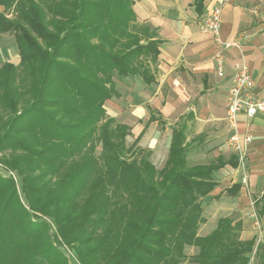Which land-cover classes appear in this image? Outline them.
Here are the masks:
<instances>
[{
    "label": "trees",
    "instance_id": "trees-1",
    "mask_svg": "<svg viewBox=\"0 0 264 264\" xmlns=\"http://www.w3.org/2000/svg\"><path fill=\"white\" fill-rule=\"evenodd\" d=\"M203 2L193 0L197 13ZM132 5L0 0V34L14 37L19 54L17 64L0 66V161L21 185L0 174V264H69L52 225L78 264H180L186 246L197 248L194 264H251L252 254L253 264H264V192L254 202L258 242L241 240V222L229 216L197 234L201 200L217 186L215 172L237 166L236 156L190 165L180 127L156 169L137 146L142 131L126 146L131 128L106 114L104 102L121 96L115 77L155 83L160 40L136 23ZM239 189L235 182L227 193Z\"/></svg>",
    "mask_w": 264,
    "mask_h": 264
},
{
    "label": "crops",
    "instance_id": "crops-1",
    "mask_svg": "<svg viewBox=\"0 0 264 264\" xmlns=\"http://www.w3.org/2000/svg\"><path fill=\"white\" fill-rule=\"evenodd\" d=\"M132 1L136 22L149 25L156 32L154 38L160 40L154 71L155 83L145 85L141 81L145 87L142 93L146 92L149 96V105L145 107L147 121L140 129L135 128V138L141 131V136L143 135L148 124L159 125V147L164 151L163 164L171 141V132L180 127L184 129L186 143L190 144L188 154L205 148L214 153L216 158L221 156L228 159L231 155L235 156L230 149L231 154L227 158L222 155V147L226 146L228 149L227 139L232 133L225 121L226 94L232 76V65L239 58H243L249 65L254 90H264V0H204L203 11L214 4L221 6L222 38L240 40V49L224 52L222 75H218L214 60L216 45L210 35L199 30L201 13L195 11L193 0ZM0 38V61H19L14 37L0 34ZM121 97L122 94L119 98ZM119 98H111L109 104ZM143 109L144 107L138 106L134 108V112L142 114ZM151 114L156 116V120L147 124ZM237 119L240 136L249 133L252 138L247 149V184L242 183V175L240 179L231 181V185L240 183L238 199L245 202V194H250V189L259 190L256 198L264 192V115L246 118L240 114ZM138 142V147L151 154L149 147L144 148ZM226 166L236 173L239 172L237 166ZM217 187L218 183L210 194H215L213 192ZM255 199L251 200L252 204ZM237 210L241 211V205ZM237 220L241 222L239 238L251 239L254 235L248 231L247 221L241 218Z\"/></svg>",
    "mask_w": 264,
    "mask_h": 264
},
{
    "label": "rangeland",
    "instance_id": "rangeland-1",
    "mask_svg": "<svg viewBox=\"0 0 264 264\" xmlns=\"http://www.w3.org/2000/svg\"><path fill=\"white\" fill-rule=\"evenodd\" d=\"M3 9L4 8L0 6V11L3 12ZM13 15L14 14L11 9L6 10L3 14V16L9 19L12 18ZM1 42L2 39L0 38V44ZM3 62H11L17 64L19 61H0V65ZM114 80L118 90L122 94V97L116 99L115 102L111 104H109V101H111L110 99L106 100L103 107L108 116L113 117L116 122L126 124L131 128V134L126 136L125 139L126 146H129L135 138L137 132L135 128L137 127L138 129H140L145 125L147 121V111L145 107L149 105V96H147L146 92L145 94L142 93L145 87L143 86L141 79L137 76L127 78L115 77ZM254 88L255 87L253 85V91H255ZM255 92H258L261 95L264 94V90H257ZM138 106L144 107L142 111L143 113L141 112L142 114H140L139 112H134V108ZM96 145L97 146L95 148V153L98 155L100 151V145L99 143H97ZM138 145L144 148L149 147L152 150L149 159L156 167V169H159L164 160V151L161 150V146L159 147V125H157L156 123L148 124L144 129V133L141 136ZM222 148V155L227 158L231 154V151L227 149L226 146ZM6 155H8V153ZM215 158L216 155L214 153H211L210 150H205V148H201L200 150H196L195 152H191L188 154L189 164L214 162ZM0 174L11 177L15 181L17 186H21L20 177L18 176V174L10 168H7L1 161ZM241 175H243L242 171L236 173L235 171L229 169L227 166L215 172L214 179L217 181L218 187L213 192L215 194L207 195L201 200V204L203 207L202 216L205 221L199 225L197 229L198 235H205L210 232V230L215 227L216 221L219 217L229 216L234 220H237L239 218L244 219V221H247L248 223L247 229L248 231H250L251 235H254L256 237V240L262 238V221L257 215L255 205L251 203V200L255 199L257 194H259V190L250 189V194H245V202H240V200L238 199L240 193H238V195H231L227 193L226 189L231 185V181L240 179ZM262 181L264 183V177ZM218 188L221 190H219ZM18 192L21 197V202L24 204L25 202L21 195V192L19 190ZM239 205H241V211L237 210L239 208ZM31 214L33 215V219L35 217L43 218L49 222L48 217L43 215V213L40 211H31ZM255 217L257 218V220H255ZM51 232V234L54 236L53 241L60 245V249L68 258L69 264H78L72 249L67 244H65L57 234H55L53 225L51 226ZM196 252V247L186 246L184 250L185 258L181 261L180 264H194L192 257ZM253 262L254 257L252 254L250 263L253 264Z\"/></svg>",
    "mask_w": 264,
    "mask_h": 264
},
{
    "label": "built area",
    "instance_id": "built-area-1",
    "mask_svg": "<svg viewBox=\"0 0 264 264\" xmlns=\"http://www.w3.org/2000/svg\"><path fill=\"white\" fill-rule=\"evenodd\" d=\"M221 6L218 4L206 8L200 15L198 21L199 30L211 36L216 51L214 60L217 65L218 75L223 74L224 52L229 49H240V40L223 39L221 36ZM232 76L226 94L225 121L232 130L227 139V147L237 158V167L243 172L242 183L247 184V149L251 143L249 133L240 136L237 131L238 116L243 114L246 118L256 115H264V94L253 91L254 81L249 65L243 58H239L232 65Z\"/></svg>",
    "mask_w": 264,
    "mask_h": 264
}]
</instances>
